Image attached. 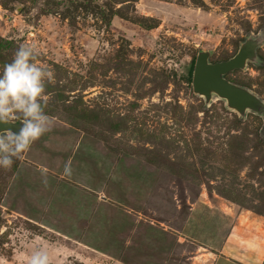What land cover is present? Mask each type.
Masks as SVG:
<instances>
[{"label":"rangeland","instance_id":"rangeland-1","mask_svg":"<svg viewBox=\"0 0 264 264\" xmlns=\"http://www.w3.org/2000/svg\"><path fill=\"white\" fill-rule=\"evenodd\" d=\"M246 38L223 76L264 103V0H0V75L21 45L51 74L0 166V264H264V110L190 82Z\"/></svg>","mask_w":264,"mask_h":264},{"label":"clouds","instance_id":"clouds-1","mask_svg":"<svg viewBox=\"0 0 264 264\" xmlns=\"http://www.w3.org/2000/svg\"><path fill=\"white\" fill-rule=\"evenodd\" d=\"M34 46L21 45L0 75V120H7L15 109L22 113V126L18 133L0 135V166L10 167L12 157L29 149L46 131V119L40 103L44 93V80L51 77L48 70L33 63ZM28 264H49L47 254H33Z\"/></svg>","mask_w":264,"mask_h":264},{"label":"water","instance_id":"water-1","mask_svg":"<svg viewBox=\"0 0 264 264\" xmlns=\"http://www.w3.org/2000/svg\"><path fill=\"white\" fill-rule=\"evenodd\" d=\"M255 38H246L238 47L235 54L225 60L209 62L208 52L199 51L191 73V89L198 95H202L208 101L211 93L222 98L226 105L242 114L246 109L255 112L264 110V103L261 102L248 89L228 81L223 75L233 69L243 68L247 60L255 57ZM22 124L21 121L0 120L1 132L18 133Z\"/></svg>","mask_w":264,"mask_h":264},{"label":"crops","instance_id":"crops-1","mask_svg":"<svg viewBox=\"0 0 264 264\" xmlns=\"http://www.w3.org/2000/svg\"><path fill=\"white\" fill-rule=\"evenodd\" d=\"M253 242V241H252ZM226 257V255L224 256V258ZM227 259V258H226ZM229 259V258H228Z\"/></svg>","mask_w":264,"mask_h":264}]
</instances>
